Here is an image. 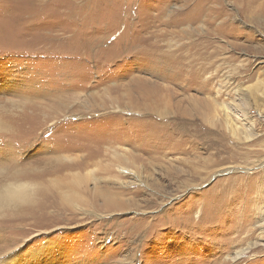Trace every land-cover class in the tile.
<instances>
[{
  "label": "rangeland",
  "instance_id": "374dc122",
  "mask_svg": "<svg viewBox=\"0 0 264 264\" xmlns=\"http://www.w3.org/2000/svg\"><path fill=\"white\" fill-rule=\"evenodd\" d=\"M25 181L47 198L0 260L264 264V0H0V189Z\"/></svg>",
  "mask_w": 264,
  "mask_h": 264
},
{
  "label": "bare ground",
  "instance_id": "6f19581e",
  "mask_svg": "<svg viewBox=\"0 0 264 264\" xmlns=\"http://www.w3.org/2000/svg\"><path fill=\"white\" fill-rule=\"evenodd\" d=\"M218 12V11H217ZM217 14V13H216ZM226 21V20H225ZM222 26V25H221ZM221 33V32H220ZM207 37V36H206ZM204 39V38H203ZM196 44V43H195ZM199 51V50H198ZM205 54V53H204ZM208 63V62H207ZM191 64V63H190ZM182 65V64H181ZM191 67V66H190ZM191 68H194L193 66ZM202 70V69H201ZM200 70V71H201ZM208 71V70H207ZM196 79V78H195ZM224 112H225V125L226 127L228 128V130L231 132V134L237 138L238 136V126L234 123V120L231 118V114L230 112L228 111V109L226 107L223 108ZM206 116V115H205ZM207 118V117H206ZM3 123V122H2ZM5 124V123H4ZM3 124V126H4ZM13 124V123H12ZM10 125V124H9ZM5 129L6 131H9L10 130V127L8 125L5 126ZM240 130V129H239ZM244 133V132H243ZM20 136V135H19ZM240 137V136H239ZM246 137V136H245ZM26 139V138H25ZM239 139V138H238ZM246 140V139H245ZM247 141V140H246ZM14 147V146H13ZM56 147L51 149V151H55L56 152ZM60 150V149H59ZM115 150V149H114ZM97 151V150H96ZM101 151H99L100 153ZM59 153V152H57ZM65 155V154H64ZM93 157H96L97 154L94 153L92 154ZM91 156V155H90ZM113 158L117 159V162H111L108 163L107 165V170L110 169V167L112 168H116L117 169V172L119 173V175H134L138 178H140V176H138V173L137 172H133L132 170H130L128 167H124L122 165H119L120 163H122V154L121 153H117V152H114L113 151ZM86 157V156H85ZM89 157V156H88ZM92 157V158H93ZM83 158V157H82ZM80 159V156H61V157H54L52 160L50 159L49 160V164L50 162L52 161V164H57L59 165L60 167H58V171L60 169H63L64 167H66V164L67 166H75L77 164V161ZM86 160V159H85ZM87 161V160H86ZM92 161V160H91ZM79 162V161H78ZM83 162V161H82ZM85 162V161H84ZM93 162V161H92ZM95 162V161H94ZM65 163V164H63ZM96 163V162H95ZM118 163V164H117ZM84 164V163H82ZM88 164V163H87ZM86 164V165H87ZM79 165V164H78ZM91 165V164H90ZM95 165V164H94ZM48 166V165H47ZM50 166V165H49ZM54 167V166H53ZM88 167V166H87ZM91 167V166H90ZM97 167V166H96ZM81 168V167H80ZM70 169V168H69ZM72 169V168H71ZM70 169V170H71ZM138 169V168H137ZM31 170L33 171H39L40 169L38 168H29L26 170V173L27 172H31ZM46 170V169H45ZM98 170V167L96 169H89L86 170L87 171V176L88 177H91L93 178V180H98L95 178V171ZM52 171V170H51ZM54 171V170H53ZM72 171V170H71ZM77 171V170H76ZM116 171V170H115ZM70 172V171H69ZM32 173V172H31ZM41 173V172H40ZM43 173V172H42ZM54 173V172H53ZM57 173V172H56ZM64 173V172H63ZM73 174V173H72ZM80 174V173H78ZM77 172H76V175H78ZM27 174H19V176L22 178V180L25 179V176ZM35 175V174H34ZM42 175V174H41ZM69 175V174H67ZM24 176V177H23ZM56 176V175H55ZM79 176V175H78ZM77 176V177H78ZM99 176V175H98ZM108 176V175H107ZM83 177V176H82ZM21 178L19 180H21ZM57 178V177H56ZM80 178V177H79ZM87 178V177H86ZM53 179V178H52ZM68 179V178H67ZM113 179V178H112ZM120 177L117 178L118 182L121 184V180H119ZM15 180H18V179H15ZM33 180V179H32ZM36 180V179H35ZM48 180V179H47ZM50 180V179H49ZM48 180V182H49ZM59 180V179H57ZM63 180V178H62ZM65 180V178H64ZM63 180V181H64ZM69 180V179H68ZM84 180V179H83ZM109 180V179H108ZM41 181V180H40ZM53 181V180H52ZM60 181V180H59ZM61 181V182H63ZM76 181V180H75ZM74 181V183H75ZM80 181V180H79ZM78 181V182H79ZM91 181V180H90ZM38 182V181H37ZM72 182V181H70ZM77 182V183H78ZM88 182V181H87ZM60 182H56L55 180V183H52L51 180H50V185L52 186H58L56 188H59L58 190L61 191V193H63L65 196H63L62 198L65 199L64 201L67 202L68 204H71L73 205L74 208H79V205L78 203H80L81 201H79L78 203H76V198L72 197L71 195V190L69 191H63L62 189H60L62 186L59 185ZM73 183V182H72ZM76 183V184H77ZM106 183V182H105ZM40 184V183H39ZM55 184V185H53ZM68 185H69V182H68ZM71 185V184H70ZM46 186V185H45ZM73 186V184H72ZM75 186V185H74ZM73 186V187H74ZM48 187V186H46ZM46 187L43 188H40L38 187V185L34 182H24V183H13V184H9L5 187H3L2 189H0V220H5L7 221V219H14L12 216L14 217H19V218H23L25 217L24 215H28L29 213H31L32 209H33V212H32V217H35L33 214H37L39 215L41 213V210L43 208V206L41 207V205H39V196L42 197V194L44 193V190H46ZM65 187V186H64ZM100 187V186H99ZM55 188V187H54ZM75 188V187H74ZM79 188V187H78ZM83 188V186H82ZM86 188V187H85ZM88 188V187H87ZM97 188V187H96ZM95 188V189H96ZM50 190V188H48ZM69 189V188H68ZM73 189V188H72ZM48 190V191H49ZM56 190V189H55ZM88 190V189H87ZM75 191H77L75 189ZM93 191V190H92ZM96 191L98 192H95L96 196L98 199L101 197L103 198L104 200V206L108 209V211H115V210H124L123 205H122V191H116V192H112L110 191V189H96ZM47 192V191H46ZM59 192V191H58ZM73 192V190H72ZM79 192V191H78ZM51 193V192H50ZM80 193V192H79ZM40 194V195H38ZM47 194V193H46ZM53 194V193H52ZM83 194V193H82ZM86 194V193H85ZM48 195V194H47ZM74 195V194H73ZM55 196V195H54ZM46 197V196H45ZM45 197H42V198H45ZM52 197V196H51ZM47 198V197H46ZM45 198V199H46ZM81 198V196H80ZM91 198V197H90ZM58 199V198H57ZM82 199V198H81ZM84 199V198H83ZM83 199H82V202H83ZM87 199V198H85ZM43 200V199H42ZM48 200V199H47ZM50 200V199H49ZM79 200V199H78ZM89 200V199H88ZM93 200V199H92ZM97 200V199H96ZM60 201H63V200H60ZM57 202V201H56ZM81 202V203H82ZM95 202V201H94ZM55 203V202H54ZM61 203V202H60ZM45 206V204H43ZM53 205V204H52ZM57 205H59V203L57 202ZM56 205V206H57ZM61 205V204H60ZM65 205V204H64ZM85 205V204H83ZM87 205V203H86ZM89 205V203H88ZM92 205V204H91ZM90 205V206H91ZM94 205V203H93ZM50 208V206H48ZM53 207V206H51ZM60 208V207H58ZM63 208V207H62ZM89 208H92V207H89ZM94 208V207H93ZM45 209V208H44ZM57 210V209H56ZM59 210V209H58ZM44 211V210H43ZM63 211V210H62ZM77 211V210H76ZM79 211V210H78ZM107 211V212H108ZM29 212V213H28ZM21 213V215H20ZM106 213V212H105ZM45 214V213H44ZM57 214V213H56ZM30 215V214H29ZM47 215V214H46ZM56 216V215H55ZM68 216V215H67ZM198 216V215H197ZM39 219V217H38ZM200 221V220H199ZM25 222V221H24ZM30 222V221H28ZM37 222V221H35ZM10 223V222H9ZM19 223V222H18ZM26 223V222H25ZM18 227V226H17ZM11 228V227H10ZM12 238V237H11ZM13 249V248H12ZM7 252V251H6ZM12 256L9 257V256H5V257H2V259L0 260V264H15L19 258L21 257V254L19 252V249H16L14 252H12ZM3 254V253H2ZM9 254V253H8ZM214 262V260H212ZM219 261V260H218ZM217 262V261H216ZM212 263V262H211ZM218 263V262H217ZM17 264V263H16ZM209 264H210V261H209ZM214 264V263H212Z\"/></svg>",
  "mask_w": 264,
  "mask_h": 264
}]
</instances>
